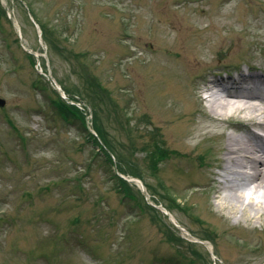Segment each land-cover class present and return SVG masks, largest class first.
Wrapping results in <instances>:
<instances>
[{"label":"rangeland","instance_id":"obj_1","mask_svg":"<svg viewBox=\"0 0 264 264\" xmlns=\"http://www.w3.org/2000/svg\"><path fill=\"white\" fill-rule=\"evenodd\" d=\"M248 65L264 73V0H0V264H264V214L208 183L236 129L194 140V94Z\"/></svg>","mask_w":264,"mask_h":264},{"label":"bare ground","instance_id":"obj_2","mask_svg":"<svg viewBox=\"0 0 264 264\" xmlns=\"http://www.w3.org/2000/svg\"><path fill=\"white\" fill-rule=\"evenodd\" d=\"M177 28L183 31L179 32L182 44L175 55L190 71L199 63L197 47L187 45L192 28ZM202 41L204 39L198 43ZM254 69L253 65H248L247 72L236 76L209 79L205 84L206 97L194 94V99L204 101L209 111L207 124L193 136L194 140L197 137L207 140L217 127L236 129L233 134H224L218 149L220 172H212L208 183L219 207L243 220L264 214V73ZM190 112L184 110L181 116L186 118ZM194 149L196 145H188L184 153H192Z\"/></svg>","mask_w":264,"mask_h":264},{"label":"trees","instance_id":"obj_3","mask_svg":"<svg viewBox=\"0 0 264 264\" xmlns=\"http://www.w3.org/2000/svg\"><path fill=\"white\" fill-rule=\"evenodd\" d=\"M57 104H58V108H59V113L61 114V115H63L64 117H66V116H69V115H71V114H75V112L73 111V109L72 108H69L68 106H66V105H64L62 102H57ZM76 111V110H75ZM77 112V111H76ZM99 136H101L102 135V133L101 132H98L97 133ZM102 137V136H101ZM94 142H95V140H93ZM105 141H106V139H105ZM104 143V142H103ZM106 143V142H105ZM108 143V142H107ZM105 145V144H104ZM107 148V147H106ZM109 149V148H108ZM101 150V149H100ZM110 150V149H109ZM102 153L104 152V151H101ZM104 154V156H105V158L106 159H109L108 158V156H107V154L104 152L103 153ZM164 157H165V154L164 153H162L161 152V150H159V153H158V155H157V158L156 159H164Z\"/></svg>","mask_w":264,"mask_h":264},{"label":"water","instance_id":"obj_4","mask_svg":"<svg viewBox=\"0 0 264 264\" xmlns=\"http://www.w3.org/2000/svg\"><path fill=\"white\" fill-rule=\"evenodd\" d=\"M5 104V100L3 98H0V107H2Z\"/></svg>","mask_w":264,"mask_h":264}]
</instances>
